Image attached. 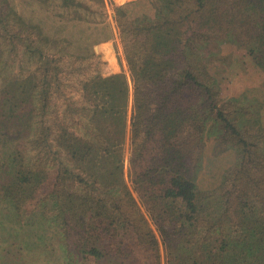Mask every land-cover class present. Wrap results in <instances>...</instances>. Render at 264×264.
I'll use <instances>...</instances> for the list:
<instances>
[{
  "label": "trees",
  "instance_id": "1",
  "mask_svg": "<svg viewBox=\"0 0 264 264\" xmlns=\"http://www.w3.org/2000/svg\"><path fill=\"white\" fill-rule=\"evenodd\" d=\"M153 6V18L133 20L114 8L131 77L84 83L92 138L63 119L71 74L60 43L0 7V28L13 24L11 44L35 63L0 93V200L20 222L28 211L58 225L84 260L162 264L163 247L166 264H264V126L245 100L222 99L208 67L221 44L250 39L248 52L264 72V0ZM211 122L217 146L234 149L237 161L217 188L202 192L195 178Z\"/></svg>",
  "mask_w": 264,
  "mask_h": 264
},
{
  "label": "rangeland",
  "instance_id": "2",
  "mask_svg": "<svg viewBox=\"0 0 264 264\" xmlns=\"http://www.w3.org/2000/svg\"><path fill=\"white\" fill-rule=\"evenodd\" d=\"M76 1L78 6H68L64 0H0V7L4 11L12 9L29 24L39 26L51 40L60 43L55 49L62 51L64 67L71 74L63 89V94L72 100L71 110L63 119L76 134L92 138V110L83 98L84 83L115 73L131 77L114 21V8L124 7L132 20L142 16L153 18L155 9L153 0H105L104 5L99 0ZM11 27L8 31L0 28L4 38L0 55V93L11 80L27 76L35 69L34 61L25 55L23 46L11 44L10 41H14L11 31L17 32L13 24ZM240 42L221 44L219 54L208 60L209 71L220 85L222 99L245 100V106L258 111L264 126V72L248 52L251 40ZM62 108H66L65 104ZM216 134L212 122L209 123L204 134L201 167L195 178L202 192L217 188L224 173L237 161L234 149H219ZM125 175L133 187L135 176L128 160ZM142 189L154 191V187L148 185H143ZM16 215L12 205L0 200V264H120L108 258L99 262L92 258L84 260L80 248L68 241L58 225L33 218L28 211L22 222ZM162 251V264H166L163 247Z\"/></svg>",
  "mask_w": 264,
  "mask_h": 264
}]
</instances>
